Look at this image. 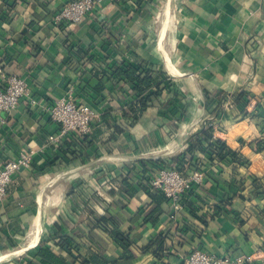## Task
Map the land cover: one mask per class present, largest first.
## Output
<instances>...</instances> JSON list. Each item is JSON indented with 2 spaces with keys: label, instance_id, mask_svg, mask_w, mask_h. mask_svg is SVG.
I'll use <instances>...</instances> for the list:
<instances>
[{
  "label": "crops",
  "instance_id": "0c3cea01",
  "mask_svg": "<svg viewBox=\"0 0 264 264\" xmlns=\"http://www.w3.org/2000/svg\"><path fill=\"white\" fill-rule=\"evenodd\" d=\"M68 1L0 0V68L6 75L25 79L38 100L30 107L27 99H22L14 110L0 112V167L22 148L34 152L31 165L13 176L0 201V257L14 253L10 246L33 229L40 205L43 230L42 213L49 203L56 209L45 225L46 233L58 224L69 236H76L84 255L98 249L95 236L101 244L107 243V257L118 258L122 251L92 228L110 206L108 192H117L132 165L182 153L188 136L207 119L213 136L232 150L242 141L253 143L260 135L264 137V0H170L161 39L160 27L154 30L152 26L153 5L148 4L142 13L135 11L133 0L106 1L81 24H56L53 16ZM147 15L150 17L145 19ZM106 28L115 31L117 48L105 41L109 37ZM129 44L135 48L134 55H120L117 49ZM122 58L159 66L173 86L163 90L136 122L124 118L118 108H128L129 98L124 100L123 92L114 91L115 98L108 105L115 119L103 123L100 105L103 96L109 97L107 91L96 94L95 71ZM3 81L0 76V88ZM105 88L111 90L108 83ZM69 89L76 102L99 114V122L90 132L93 143L83 160H72L68 154L45 146L58 125L44 108L66 96ZM206 93H219V97L206 105ZM171 98L178 104L165 111L163 107ZM174 107L181 110L176 118ZM244 153L249 161L246 167L226 161L203 172L195 192L200 200H188L197 208L196 219L186 213L182 217L185 210H174L169 203L162 205L163 214L155 227H140L142 217L135 214L147 201L143 195L130 203L121 198V206L113 205L112 215L121 220L123 230L132 228L138 250L159 232L166 238L168 257L158 261L150 252H135V258L125 264H182L195 249L248 260L243 264H264V152ZM67 171L90 179V185L97 182L93 187L99 195L91 193L82 202L69 183L68 188L52 190L62 178L53 179ZM108 178L117 184L116 190H107L104 183ZM253 178L260 179L258 186L253 185ZM48 191L57 200L47 199V203ZM28 242L18 257L0 264H28L25 255L39 243L30 248Z\"/></svg>",
  "mask_w": 264,
  "mask_h": 264
},
{
  "label": "trees",
  "instance_id": "16d2710c",
  "mask_svg": "<svg viewBox=\"0 0 264 264\" xmlns=\"http://www.w3.org/2000/svg\"><path fill=\"white\" fill-rule=\"evenodd\" d=\"M72 1L74 0H70L68 3ZM132 2L135 5V11L139 12L142 11V9H146L148 4L153 5L155 8V2H157V0H133ZM142 13L144 12L142 11ZM149 17L150 15H147L145 19ZM106 30L109 37L105 41L110 45L114 43L117 48L115 31L108 28H106ZM134 49L133 44H129L123 49L117 50L122 56L128 54L132 57L134 55ZM94 76L97 79V84L94 88L96 94L101 95L103 91H107V96L109 97L108 99L103 96L100 105L103 110L100 120L103 123H107L109 119L111 121L115 119L114 110L110 106L111 100L115 98L114 91L123 92L125 96L124 100L129 98L130 103L127 106L128 108H124V106L121 105H118V108L122 110L124 118L129 119L131 122H136L143 111L153 103L154 99L162 94L163 90H169L173 86L171 80L159 66L148 64L141 60L122 58L120 60H114L112 63H105L104 67L95 71ZM106 83L110 85L111 90L108 91L105 88ZM218 97L219 93L212 96L206 93V105L214 98ZM239 97H242V95H239ZM173 98H177L176 94H173ZM109 103L110 105H108ZM98 104H100V102H98ZM177 104L178 102L171 98L170 102H166L163 109L166 111L169 106H176ZM172 112L173 116L176 118L178 113L181 112L180 107H174ZM94 126L95 125L92 126V129ZM90 134L91 133L82 138L77 134H71L58 147L59 153H61V155L68 154L72 160H83L82 157L86 155L87 148L93 143ZM71 144L73 146L72 150L69 149ZM244 151H249L251 153L264 152V137L260 135L253 143L242 141L238 149L232 150L225 142L213 136V128L210 126V122L203 121V124H201L194 133L188 136L186 148L182 153L167 158L137 161L130 167L129 174L120 180L117 192H108L112 199L110 206L107 207L103 215L95 219V227L92 229H96L102 233L109 244L120 249L122 251L120 257L113 259L107 257V243L105 245L104 243L101 244V241L97 240L95 236H93V241H95V243L97 242L98 249H91L88 255H84L79 251L80 242L75 238L76 236L74 234L69 236L62 231L58 224H54L53 229L42 236L38 244L36 243L37 246L35 247V244L31 247H35L32 253H27L25 255L27 263L67 264L70 262V264H125L131 262L135 258V252H150L153 257L161 261L164 257L169 256L167 249H164V240L166 239L164 233L159 232L144 247L138 250L134 244L132 228H128L126 231L122 229L123 223H121V220L112 215V206H121L123 203L121 198L127 199V202L129 201L130 203L132 200L140 199V196L143 195L147 201L137 209L135 216L140 215L142 217L140 227L148 224L155 227L159 222L160 215L163 214L162 205L169 204L168 198H166L162 192L153 190L150 186L151 180L156 176L158 171L172 169L178 171L182 175L188 176L191 171L211 172L209 170L210 167L217 166V164L226 161H230L238 167H246L249 161ZM132 176L135 177L133 181L130 179ZM252 182L254 186H258L256 183H259L260 179L253 178ZM197 188L198 185L191 183L182 195L180 205L182 209L185 210V212L181 214L182 217L188 214L189 217L196 219L195 212L197 208L188 200L191 197L197 201L200 200L195 194ZM72 190L76 195L75 197L82 202L86 201L89 197L85 193L77 194L75 189ZM116 197L120 199L115 201L114 199ZM198 220L205 225L204 220ZM10 247H14V245Z\"/></svg>",
  "mask_w": 264,
  "mask_h": 264
},
{
  "label": "built area",
  "instance_id": "2783aa9c",
  "mask_svg": "<svg viewBox=\"0 0 264 264\" xmlns=\"http://www.w3.org/2000/svg\"><path fill=\"white\" fill-rule=\"evenodd\" d=\"M106 1L112 2L114 0H74L58 11L53 16V21L56 24L66 26L81 24L87 15ZM0 76L4 79L0 88V112L14 110L22 99H27L30 107L37 105L38 100L32 96L25 79L6 75L2 68H0ZM44 110L50 119L58 125V131L49 135L45 140V146L52 147L53 150L58 149L71 134H77L80 138L88 135L92 126L99 122L97 111L87 104L76 102L73 99L71 89L68 90L66 96L55 100ZM210 126H212L211 123ZM33 155V150L22 148L13 160L5 162L0 167V201L6 195L13 176L31 165ZM202 176L203 172L199 171H191L188 176H185L176 170L164 169L158 171L151 180L150 186L153 190L162 192L174 210L180 211L182 209L180 205L182 195L191 183L200 184ZM104 185L107 190H116L118 187L111 178L106 179ZM246 261L248 260L235 259L229 256L217 257L195 249L184 258L182 264H243Z\"/></svg>",
  "mask_w": 264,
  "mask_h": 264
},
{
  "label": "rangeland",
  "instance_id": "374dc122",
  "mask_svg": "<svg viewBox=\"0 0 264 264\" xmlns=\"http://www.w3.org/2000/svg\"><path fill=\"white\" fill-rule=\"evenodd\" d=\"M166 2V0H157V2H155L156 3V5H155V8H154V19H153V21H152V26H153V29L155 30H158V26H160V21H161V16L160 15H162V10H163V6H164V3ZM160 17V18H159ZM159 24V25H158ZM63 173V172H62ZM79 173L77 172V173H72V174H66V175H64L63 177H62V179H60V181H58L57 183H56V185H55V187L54 186H52L51 187V189L52 190H56V188H61V189H63L64 187H66V188H68V183L70 184V186H71V188L72 189H75L76 190V193L77 194H88V196L90 197V195H91V193L93 194H98V192H97V189L95 188V187H93L94 185H95V183H97V182H92V184H94V185H90L89 183H90V179H86L85 177H79V175H78ZM60 175V174H59ZM59 175H57L56 177H58ZM55 177V178H56ZM54 178V179H55ZM53 179V180H54ZM112 182H113V180H112ZM58 184V185H57ZM97 187V186H96ZM51 191H48V193H47V195H49V198L47 197V195H46V197H45V200H52L53 201V198L54 199H56L55 197H53V195H50L51 193H53V192H51ZM99 195V194H98ZM76 196V195H75ZM62 196H60V198H61ZM57 198H59V196L57 197ZM59 198V199H60ZM57 200V199H56ZM47 202V201H46ZM48 203V202H47ZM57 204V203H56ZM48 206H47V209H45V211H44V213H43V215H42V224H43V230L41 231L42 233H41V236L43 235L44 236V234H46V228H45V225H47L48 224V222L51 220V215L54 213V211H55V209H56V207L54 206V207H52V205L51 204H47ZM32 231V228H29V230L27 231L28 233L25 235L24 234V236H22V239H20L19 241H18V244L16 245V244H14V249L13 250H15V251H17V250H19V249H21L22 247H24V245H26V241L25 240H28L29 239V235H30V233L29 232H31ZM27 236V237H26ZM27 238V239H26ZM25 241V242H24ZM12 250V251H13ZM14 252V251H13ZM17 256V255H16Z\"/></svg>",
  "mask_w": 264,
  "mask_h": 264
},
{
  "label": "bare ground",
  "instance_id": "6f19581e",
  "mask_svg": "<svg viewBox=\"0 0 264 264\" xmlns=\"http://www.w3.org/2000/svg\"><path fill=\"white\" fill-rule=\"evenodd\" d=\"M169 1L170 0H166V2L164 3V6H163V10L161 11L162 12V15H160L161 16V21H160V26H158V27H160V39H161V37H162V34H163V32H164V29H165V26H166V22H167V20H168V17H169ZM173 10V9H172ZM160 18V17H159ZM171 19H172V17H171ZM159 25V24H158ZM170 25V24H169ZM167 30V29H166ZM166 32V31H165ZM166 43V42H165ZM159 45H161V44H159ZM161 47H162V45H161ZM160 47V48H161ZM165 47V46H164ZM173 50V49H172ZM167 64V63H166ZM99 160V159H98ZM97 162V161H96ZM91 165V164H90ZM74 169H76V168H74ZM78 169V168H77ZM66 171V170H65ZM76 172V171H75ZM74 173V172H73ZM66 174H69V172L67 171V172H63V173H61L58 177H56L53 181H56L57 179H60V178H62L64 175H66ZM55 187V186H54ZM47 195V194H46ZM44 197V196H43ZM47 201V200H46ZM42 205H40V207H39V210H38V213H37V216H36V218H35V222H34V225H33V229H32V231L31 232H29L30 233V237H29V242H28V244H27V246H29L30 248L33 246V245H35L37 242H39L38 240L40 239V234L42 233L41 232V225H40V218H41V212H42ZM43 214V213H42ZM42 224V223H41ZM42 226H43V224H42ZM28 233V232H27ZM27 237V236H26ZM27 239V238H26ZM26 242H27V240H25ZM24 241V242H25ZM24 249V247L22 248V249H20L19 251H15V250H13L14 251V253H12V254H7V255H4V256H2V257H0V261H2V260H7L9 257H11V256H14V255H16V254H18L19 252H21L22 250ZM25 250V249H24ZM24 253V252H23ZM22 253V254H23ZM18 257V256H17ZM14 259V258H13Z\"/></svg>",
  "mask_w": 264,
  "mask_h": 264
},
{
  "label": "water",
  "instance_id": "95a60500",
  "mask_svg": "<svg viewBox=\"0 0 264 264\" xmlns=\"http://www.w3.org/2000/svg\"><path fill=\"white\" fill-rule=\"evenodd\" d=\"M39 241V240H38Z\"/></svg>",
  "mask_w": 264,
  "mask_h": 264
}]
</instances>
